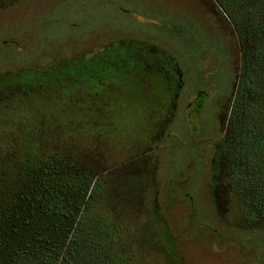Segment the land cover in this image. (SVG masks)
I'll use <instances>...</instances> for the list:
<instances>
[{
	"label": "rangeland",
	"instance_id": "obj_1",
	"mask_svg": "<svg viewBox=\"0 0 264 264\" xmlns=\"http://www.w3.org/2000/svg\"><path fill=\"white\" fill-rule=\"evenodd\" d=\"M252 20L253 23L245 21L242 31L250 63L254 46H264V17L258 14ZM139 41L156 46L174 59L182 70L183 86L173 105L169 102L163 111L155 110L150 116L146 114L153 108H163L168 96L157 91L152 76L146 77L143 88L131 84L129 78L121 80L106 92L107 98L99 95L95 104V108H113L114 116L121 109L137 116L131 114V143L119 139L115 146L123 148L114 150L126 156L131 149L133 160L126 171L131 170V191L135 192V201H140L137 205L132 203L133 208L141 207V200L149 208L152 191L159 195V208L184 264H264V219L253 226L239 204L230 200L228 188L219 190L220 209L211 194V156L221 137L220 113L231 95L241 56L237 36L224 16L213 12L210 3L201 0H19L2 6L0 78L18 74L22 78V73L34 74L59 64L78 65L119 42ZM79 93L76 99L86 96ZM72 104L73 108H87L85 101L77 104L75 100ZM162 112L168 114L166 125L160 122ZM263 115L257 109L252 115L249 134L253 138L262 133ZM144 116L147 120L136 122V118L141 121ZM149 134H154L152 139ZM251 143L248 146L239 143L232 151L228 169L232 176L237 175V188L243 196L248 194L247 188L249 191L257 188L264 171L260 157L264 149L251 147ZM148 147L153 148L143 154ZM253 150L258 154L256 166L248 172L244 163ZM143 165L147 173L140 180L141 196L137 183ZM153 173L158 187L151 184ZM118 189H124V185L119 183ZM127 206L131 211V204ZM253 212L259 215V211ZM117 213L123 214L117 220L120 228L116 232L120 236L119 229H126L121 223L127 214L119 208ZM92 219L86 216L75 222L63 243L36 240L31 254L18 260L3 259L1 263L23 264L31 259L33 264H112L95 239ZM125 234L128 240L121 239L119 245H125V251L130 254L131 233ZM149 246L144 253L136 252L142 262L172 264L165 259L163 249Z\"/></svg>",
	"mask_w": 264,
	"mask_h": 264
},
{
	"label": "trees",
	"instance_id": "obj_2",
	"mask_svg": "<svg viewBox=\"0 0 264 264\" xmlns=\"http://www.w3.org/2000/svg\"><path fill=\"white\" fill-rule=\"evenodd\" d=\"M17 1L0 0V7ZM201 1L210 3L215 14L224 16L237 36L241 56L231 95L220 113L221 137L211 156V194L220 209L219 190L228 188L230 200L239 204L255 226L264 219V171L257 188L250 191L247 188L248 194L243 196L237 188V175L232 176L228 169L232 151L239 143L248 146L252 142L251 147L264 149V127L259 136L253 138L249 134L255 110L264 114V46H254L250 63L242 35L245 21L253 23L258 14L264 17V0ZM18 76L0 78V264L3 259L18 260L31 254L36 240L63 243L67 231L86 216L93 218L95 239L112 264H145L136 252L144 253L150 244L163 249L169 263L184 264L159 208V195L152 191L149 208L144 206V200L141 207L133 208L140 201H135V192L131 191V170L126 171L133 160L131 149L121 156L123 146L115 145L119 139L131 143L130 119L135 114L121 109L114 116L113 108H95L99 95L106 97L113 84L129 78L131 84L143 88L150 76L154 77L157 91L168 96L163 108H153L146 115L158 109L163 111L169 102L173 105L183 86V73L174 59L154 45L119 42L84 63L59 64L34 74L22 73V78ZM77 92L86 96L76 99ZM75 100L77 104L85 101L87 108H73ZM167 115L162 112L163 125L167 123ZM143 118L141 121L136 118V122L147 120ZM153 136L149 134L150 139ZM253 152L256 150L246 156L244 163L248 172L256 166L258 154ZM260 157L264 162V151ZM145 170L143 165L137 183L139 194ZM150 175L151 184L158 187L154 173ZM119 183L124 189H118ZM128 204L131 211L126 209ZM118 208L126 214L129 211L123 217L121 224L126 229L123 233L119 229L120 236L116 232L117 220L123 214L117 213ZM253 211H259L260 216ZM129 232L130 254L125 245H119L121 239L128 240L125 233ZM28 262L35 263L28 259L23 264Z\"/></svg>",
	"mask_w": 264,
	"mask_h": 264
}]
</instances>
